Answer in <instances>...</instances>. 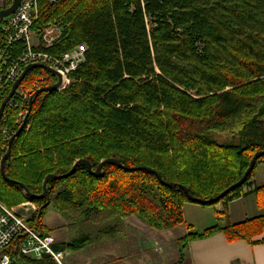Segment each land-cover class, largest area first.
Returning <instances> with one entry per match:
<instances>
[{
    "label": "trees",
    "instance_id": "trees-1",
    "mask_svg": "<svg viewBox=\"0 0 264 264\" xmlns=\"http://www.w3.org/2000/svg\"><path fill=\"white\" fill-rule=\"evenodd\" d=\"M49 24L62 33L48 52L61 55L85 45V61L64 91L37 96L6 160L8 177L39 195L47 175L68 173L79 159L95 170L116 157L176 184H164L149 170L106 164L96 176L78 164L69 177L48 182L46 198L32 199L40 208L28 223L38 232H47L43 218L50 206L82 231L54 246L56 252L116 237L130 216L158 230L185 224L184 204L197 202L179 185L194 197H215L240 180L253 155L264 150V0H40L36 28ZM42 76L44 86L56 81L49 71L34 68L22 85L30 88ZM212 133L232 141L220 142ZM260 163L264 156L243 185L202 205L224 202L227 209L245 196ZM254 192L264 202V186ZM28 198L0 169V201L11 208ZM187 228L176 264L189 240L217 232L228 241L264 242L254 239L264 229V214L203 232ZM20 243L18 238L3 251L16 264H58L49 255H22Z\"/></svg>",
    "mask_w": 264,
    "mask_h": 264
},
{
    "label": "crops",
    "instance_id": "crops-1",
    "mask_svg": "<svg viewBox=\"0 0 264 264\" xmlns=\"http://www.w3.org/2000/svg\"><path fill=\"white\" fill-rule=\"evenodd\" d=\"M264 165V163H263ZM258 176L246 187L248 193L227 204L202 205L186 202L183 207L185 224L169 230L151 228L137 216L124 220V232L116 237L95 241L80 249L66 248L58 252L65 264H176L180 260L179 240L188 234L187 225L193 231L220 224H236L263 215L264 202H260L256 186ZM47 232L54 239V246L65 244L81 234L80 228L72 220L50 206L43 218ZM75 232L74 236L71 233ZM264 238L262 233L254 239ZM62 260V259H61ZM179 264H264V242L250 244L246 240L228 241L224 232L189 240L184 259Z\"/></svg>",
    "mask_w": 264,
    "mask_h": 264
},
{
    "label": "built area",
    "instance_id": "built-area-1",
    "mask_svg": "<svg viewBox=\"0 0 264 264\" xmlns=\"http://www.w3.org/2000/svg\"><path fill=\"white\" fill-rule=\"evenodd\" d=\"M13 1L0 0V10L10 7ZM49 1L56 3L60 0ZM39 18L40 0H21L13 13L0 16V108L6 93L10 92L27 65L44 63L55 69L61 76V83L56 90L62 92L71 83V73L85 61V45H78L61 55L48 52L60 38L61 28L54 25L55 29H50L52 24L36 28ZM45 81L46 77L42 76L30 88H25L21 83L6 104L0 117V151L8 148L9 139L26 117L31 97L44 86ZM39 208L31 198L11 208L0 201V264L17 263L15 257L3 251L18 238L21 240L19 251L22 255L39 260L49 255L58 264H65L54 250L53 237L38 232L28 223Z\"/></svg>",
    "mask_w": 264,
    "mask_h": 264
},
{
    "label": "water",
    "instance_id": "water-1",
    "mask_svg": "<svg viewBox=\"0 0 264 264\" xmlns=\"http://www.w3.org/2000/svg\"><path fill=\"white\" fill-rule=\"evenodd\" d=\"M21 0H14L12 5L10 7H8L7 9H4V10H0V16L1 17H5V16H8L10 15L11 13H13L18 5L20 4ZM34 68H42V69H45L47 71H49L50 73H52L53 75H55V77H57V82L56 83H53V84H50V85H47V86H44V87H41L39 89H37L35 91V93L33 94V96L31 97L30 99V102H29V107H28V111H27V114H26V117L22 123V125L19 127V129L17 130V132L9 139V142H8V148L6 150V153L4 154V156L2 157L1 159V162H0V169H1V173L3 175V177L10 181V182H13V183H17V184H20L22 187H24L25 189V193L31 198V199H43V198H46L48 196V188H47V185H48V182L52 179H60V178H66V177H69L70 175H72L75 170H76V167L78 164L80 163H83L88 171L93 174V175H96V176H100L102 175V168L104 165L106 164H114V165H118L119 167L121 168H125V169H128V170H136V169H140V170H149L151 172H154L160 179L161 181L166 184V185H176L175 183H172V182H166L163 180L161 174L159 172H157L156 170L150 168V167H147V166H140V167H133V168H130V167H127V166H124L119 159H117L116 157H110V158H107L103 161H101V163L98 165V167L94 170L93 167H92V164L90 163L89 160L87 159H79L77 160L72 169L66 173V174H63V175H56V174H49L47 175V177L45 178L44 182H43V192L39 195H33L32 193H30V191L27 189V187L19 182V181H16L14 179H11L10 177H8V175L6 174V170H5V163H6V160L8 159V157L10 156L11 154V150H12V144H13V141L14 139L19 135L21 134V132L24 130V127L28 121V118L30 116V113H31V110L33 108V105H34V102L37 98V96L41 93V92H44V91H47V90H50V91H55L56 88L60 85L61 83V76L60 74L55 70L53 69L52 67H50L49 65L47 64H44V63H32V64H29L25 67L23 73L20 75V77L17 79V81L14 83V85L12 86L9 94L7 95V97L5 98L4 102L2 103L1 105V108H0V117L3 113V110L6 106V104L8 103V101L13 97V95L15 94L17 88L19 87V85L23 82V80L25 79L26 75L28 74V72L31 70V69H34ZM262 156H264V150H259L257 151L251 161H250V164H249V167L248 169L246 170V172L244 173V175L241 177L240 180H238L236 183H234L233 185H231L230 187H228L226 190H224L222 193H220L219 195L215 196V197H211L209 199H200V198H197V197H194L191 193H190V190L188 187L184 186V185H179L184 191L185 193L187 194L189 200L193 201V202H197L199 204H213L215 202H218L220 199H222L224 197V195L226 193H229L231 192L232 190L236 189L237 187L241 186L244 184V182L246 181L248 175L252 172V170L254 169L255 165H256V162L259 158H261Z\"/></svg>",
    "mask_w": 264,
    "mask_h": 264
},
{
    "label": "rangeland",
    "instance_id": "rangeland-1",
    "mask_svg": "<svg viewBox=\"0 0 264 264\" xmlns=\"http://www.w3.org/2000/svg\"><path fill=\"white\" fill-rule=\"evenodd\" d=\"M54 25H56V24H52V25H50V26H49L50 29H51V27H52V29H55V27L58 26V25H56V26H54ZM212 136H213V138H216V139H217L218 141H220V142L229 143V142L232 141V140L230 139L231 137H230L229 135H226V134L212 133ZM256 174H257V176H258V183H259V184H263V183H262V182H263L262 180H263V178H264V165H263V163H260V164L258 165L257 170H256ZM261 212H264V210H262ZM75 234H76V233L72 231L71 236H74ZM61 259H62L63 262L65 261V259L63 258V255H61Z\"/></svg>",
    "mask_w": 264,
    "mask_h": 264
}]
</instances>
